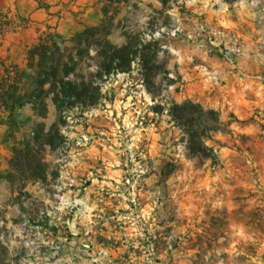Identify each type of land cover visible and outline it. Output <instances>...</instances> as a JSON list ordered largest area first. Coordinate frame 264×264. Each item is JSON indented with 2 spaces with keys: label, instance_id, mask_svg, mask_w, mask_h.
Listing matches in <instances>:
<instances>
[{
  "label": "rangeland",
  "instance_id": "rangeland-1",
  "mask_svg": "<svg viewBox=\"0 0 264 264\" xmlns=\"http://www.w3.org/2000/svg\"><path fill=\"white\" fill-rule=\"evenodd\" d=\"M98 2L95 26L104 24L113 44L130 43L138 54L130 72L103 79L98 106L65 114L58 145L44 152L45 182L24 180L12 166L13 148L36 124L56 122L54 105L46 119L30 106L14 122L0 112V264H172L169 246L185 235L176 232L193 228L242 231L246 264H264V199L250 201L255 193L243 197V187L212 189L218 180L239 183L241 174L228 167H243L247 143L227 136L218 113L205 114L195 129L210 151L193 154L189 128L173 112L191 101L179 99L177 56L226 57L239 44V59L245 37L264 56V0ZM11 23L0 12L2 40ZM80 25L67 36L39 37L71 46L95 27ZM2 57L27 69L26 54ZM95 64L88 60L82 72ZM229 190L232 203H216Z\"/></svg>",
  "mask_w": 264,
  "mask_h": 264
},
{
  "label": "crops",
  "instance_id": "crops-1",
  "mask_svg": "<svg viewBox=\"0 0 264 264\" xmlns=\"http://www.w3.org/2000/svg\"><path fill=\"white\" fill-rule=\"evenodd\" d=\"M0 12L12 21V31L0 45L1 56H22L44 32L67 36L80 22L95 26L102 17L98 0H0ZM244 42L243 56L236 65L222 56H177L176 75L181 101L191 100L215 111L227 126V136H241L247 143L243 167H228L241 174L239 183L231 186L229 181L218 180L213 191L243 187V197L255 193L249 200L257 201L264 199V56L256 41L245 37ZM214 198L218 204L232 203L230 190ZM176 233L185 235L182 243L169 246L168 251L175 254L172 264L247 262L242 231L193 228Z\"/></svg>",
  "mask_w": 264,
  "mask_h": 264
},
{
  "label": "trees",
  "instance_id": "trees-1",
  "mask_svg": "<svg viewBox=\"0 0 264 264\" xmlns=\"http://www.w3.org/2000/svg\"><path fill=\"white\" fill-rule=\"evenodd\" d=\"M1 42L0 33V45ZM137 54L130 43L121 47L113 44L101 24L76 34L71 46L59 44L52 34L39 37L26 51L27 69L0 55V112L8 114L10 122L26 106L41 119L48 117L49 102L57 112V120L50 128L44 123L36 124L33 133L13 148L12 166L19 168L26 182L47 181L49 166L44 152L58 145L65 114L98 106L103 99V79L130 72ZM90 59L96 64L86 76L82 67ZM173 112L176 121L189 128V150L196 155H207L210 148L199 131L200 118L205 114L217 118V113L191 101L174 105ZM197 126L199 130L195 129Z\"/></svg>",
  "mask_w": 264,
  "mask_h": 264
},
{
  "label": "built area",
  "instance_id": "built-area-1",
  "mask_svg": "<svg viewBox=\"0 0 264 264\" xmlns=\"http://www.w3.org/2000/svg\"><path fill=\"white\" fill-rule=\"evenodd\" d=\"M240 54L241 48L239 44H236L233 48L227 51V55L229 56L226 57L231 61V63L235 64Z\"/></svg>",
  "mask_w": 264,
  "mask_h": 264
}]
</instances>
